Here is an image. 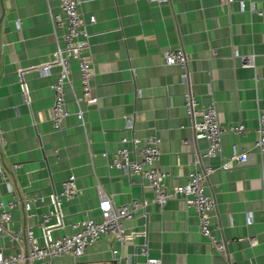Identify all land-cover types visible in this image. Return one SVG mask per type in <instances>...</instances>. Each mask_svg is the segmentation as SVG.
<instances>
[{"label": "crops", "instance_id": "0c3cea01", "mask_svg": "<svg viewBox=\"0 0 264 264\" xmlns=\"http://www.w3.org/2000/svg\"><path fill=\"white\" fill-rule=\"evenodd\" d=\"M259 9L264 0H82L83 17L96 15L90 54L99 100L83 104L84 127L70 115L56 131L51 85L59 74L56 47L64 45L66 28L55 31L51 13L61 10L60 0H0V156L9 169L20 165L7 179L0 177V201L18 202L7 227L21 236L17 243L0 233L5 255L27 249L28 229L45 245L72 233V225L91 213L100 219L103 192L116 204L147 201L145 210L125 221L123 252L134 264H264V152L255 147L264 110V17ZM177 48L188 56L186 81L180 66L165 62L164 52ZM242 55L252 57V64L244 65ZM46 64L51 73L42 75ZM71 70L66 97L74 111V97L83 94L78 61H72ZM188 92L202 104L217 106L224 134L222 152L214 157L203 155L208 141L187 115ZM232 124H243L245 130L229 131ZM150 136L161 139L157 165L170 173V183H185L196 162L217 168L207 191L215 199L212 231L225 254L200 231L198 213L182 198L160 207L143 177L109 167L105 153L113 155L123 137ZM235 150L248 151L247 161L222 169ZM70 175L82 193L65 201L44 226L43 215L55 209L52 201ZM28 198L39 199L29 211ZM253 235L255 243L249 240ZM114 246L115 240L106 237L82 257L64 254L50 262L116 264ZM142 246L149 256L141 253Z\"/></svg>", "mask_w": 264, "mask_h": 264}, {"label": "built area", "instance_id": "2783aa9c", "mask_svg": "<svg viewBox=\"0 0 264 264\" xmlns=\"http://www.w3.org/2000/svg\"><path fill=\"white\" fill-rule=\"evenodd\" d=\"M156 2H166L169 0H150ZM220 2L231 3L234 0H219ZM82 0H60L61 10L51 13V23L55 31L58 28H66L63 35L64 45L57 43L56 54L60 70L56 81L51 85L54 92V104L52 106V121L56 131L62 130V124L66 117L74 115L81 126H85V108L83 104L92 106L98 104V97L94 94L95 67L90 54V37L92 35L90 26L96 22V15L91 14L86 20L80 12ZM258 15L264 17V9L256 10ZM235 56L239 52L235 51ZM244 65L252 64V57L242 55ZM165 62L168 65H178L182 68L181 76L184 81L188 79V56L183 48L167 50L164 52ZM78 61L83 94L74 97L76 109L72 111L68 105L66 97V87L71 86L72 61ZM51 73L50 65H43L42 75ZM185 108L190 121L196 131L205 137L208 146L203 154L207 158L214 157L222 152L224 128L221 125L218 109L215 103L202 104L197 96L188 92L185 99ZM258 139L255 147L264 152V110L258 117ZM132 120L128 118V127H132ZM229 131L243 132V124L229 125ZM161 139L157 136H150L146 139L133 137H123L120 146L113 155L108 156V165L111 169H119L130 175L143 177L149 187L153 189L152 201L160 207L171 199L182 198L187 207H193L199 215L200 231L210 239L215 250L221 254L226 253L223 243H218L212 231V216L215 210V199L207 191L209 176L217 171L212 164L199 167L195 163L194 171L189 175L185 183L173 184L169 182L170 173L158 167L157 163L161 156ZM189 141L186 140L185 143ZM132 143L133 147H129ZM248 159V151L239 153L236 150L222 165V169H229L232 164H242ZM20 165L13 164L9 169L0 156V177L7 179L11 171H16ZM76 176L70 177L62 182V189L52 201L57 212L52 210L42 217L43 225L49 222L50 218L58 213L65 201H71L82 192L76 184ZM39 199L28 198L25 201V208L29 211L32 205ZM18 202L10 200L0 201V233L6 234L17 243H20L21 236L11 232L8 224L12 221L13 211ZM147 201L132 199L126 204L114 203L112 197L100 192V202L98 210L100 219H96L93 214L72 225V233L50 239L45 245H41L35 237L32 229L27 230L28 247L21 248L16 255L7 256L0 249V264H51L50 260L64 255L71 254L76 258L87 254V251L96 245L100 240L109 237L114 239L116 246L112 248L113 258L116 264H134L131 256L124 255L123 248L128 241V233L125 221L134 218L137 212L145 210ZM249 223L252 218L248 217ZM252 243L257 241V235L249 238ZM141 253L149 256L147 247H141ZM149 262H157L156 259H149ZM75 264H95L91 260H78ZM233 264H239L234 262Z\"/></svg>", "mask_w": 264, "mask_h": 264}]
</instances>
